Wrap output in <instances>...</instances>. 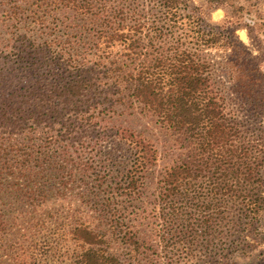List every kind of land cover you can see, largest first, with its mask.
Returning a JSON list of instances; mask_svg holds the SVG:
<instances>
[{
	"label": "trees",
	"instance_id": "obj_1",
	"mask_svg": "<svg viewBox=\"0 0 264 264\" xmlns=\"http://www.w3.org/2000/svg\"><path fill=\"white\" fill-rule=\"evenodd\" d=\"M143 2L148 9L137 15L136 0H0V264H49L71 241L80 247L75 264H122L104 246L112 239L140 252L137 231L116 202L139 190L159 150L144 132L112 121L121 107L138 104L198 150L167 166L158 186L170 225L182 219L179 202L193 201L201 213L180 239L193 240L198 227L213 233L223 190L262 179L263 158L248 163L251 147L236 144L203 50H231L232 88L254 109L264 108V90L257 91L264 73L245 68L237 42L207 24L203 8ZM105 141L124 151L100 148ZM212 166L199 179L196 172ZM258 183L242 197L245 222L264 209ZM72 194L79 203L71 221L44 210ZM205 208L211 212L202 216ZM211 264H222V253Z\"/></svg>",
	"mask_w": 264,
	"mask_h": 264
},
{
	"label": "rangeland",
	"instance_id": "obj_2",
	"mask_svg": "<svg viewBox=\"0 0 264 264\" xmlns=\"http://www.w3.org/2000/svg\"><path fill=\"white\" fill-rule=\"evenodd\" d=\"M187 1L191 8H203L204 21L207 24L221 25L223 30L226 29L231 34L237 42L240 50L239 56L246 63V69L252 67L264 73V0ZM136 3L138 5L137 15L146 12L148 8H143V0H136ZM203 52L214 63L213 78L216 89L224 101L225 112L228 118L235 123L236 144L251 147V154L246 159L248 163L253 162L256 156L263 158L262 179L254 182L245 181L241 189L236 191L223 190L222 208L212 211L213 233H202L198 227V233L196 235L194 233L193 240L180 239L179 234L189 228L188 223L200 221L201 213L199 216L193 201L179 202L177 205L182 206L181 210L184 212L181 215L182 219H177L176 224L170 225L166 216L167 210L163 208L158 198V186L167 166L190 154H198V150L191 149V144L188 145V141L184 140L186 137L184 134L174 132L162 125L154 115L141 111L138 104L126 109L121 107L120 110H123V113L114 115L112 121L144 132L154 140L159 150L158 163L145 175L139 190L130 197H119L116 202L123 208V216L133 224L142 244L138 253L131 251L120 239H112L109 244H105L109 252L119 257L122 264H211L213 260L219 258L221 253L222 264H264V209L259 219L251 223L245 222L242 218L245 211L242 202L244 194L250 196L256 191L255 187L260 182L264 195V151L262 149L264 108H252L246 99L242 98L245 95L242 94L243 91L238 92L232 88V81L226 66L227 59L231 55L230 49L205 48ZM255 77L258 78V76ZM261 78L262 80L257 81L259 86L257 91L264 90V76ZM253 81L256 82V79ZM100 148L110 151L116 149V156L124 151L112 141L102 142ZM199 171L196 172L199 179L207 180V176L212 175L216 169L212 166L207 167L203 172ZM197 188L200 189L199 186ZM201 189L202 192H206L204 188ZM197 195L204 196L203 193H197ZM225 197L230 201H226ZM70 198H72L70 201L65 198L63 202L47 205L44 210L56 212L60 220H63L70 211L78 207L79 201L76 200L74 194L70 195ZM205 209L202 216L205 212H211L210 208ZM67 220L72 219L67 217ZM186 236L189 234L186 233ZM71 243L70 247L62 245L61 250L50 256L49 264H75V254L80 247L75 242L71 241ZM24 244L27 246L29 243ZM230 245L232 247H229ZM231 249L233 251H229ZM227 252H230L227 258H223ZM226 259L228 260L224 263Z\"/></svg>",
	"mask_w": 264,
	"mask_h": 264
}]
</instances>
